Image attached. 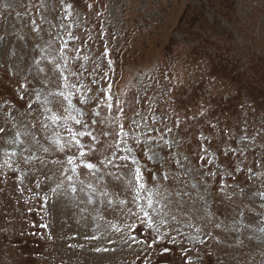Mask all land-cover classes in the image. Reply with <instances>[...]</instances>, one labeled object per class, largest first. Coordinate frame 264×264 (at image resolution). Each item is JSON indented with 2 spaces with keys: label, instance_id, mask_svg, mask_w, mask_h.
Wrapping results in <instances>:
<instances>
[{
  "label": "rangeland",
  "instance_id": "obj_1",
  "mask_svg": "<svg viewBox=\"0 0 264 264\" xmlns=\"http://www.w3.org/2000/svg\"><path fill=\"white\" fill-rule=\"evenodd\" d=\"M67 1L0 0V264H264V0Z\"/></svg>",
  "mask_w": 264,
  "mask_h": 264
},
{
  "label": "snow or ice",
  "instance_id": "obj_2",
  "mask_svg": "<svg viewBox=\"0 0 264 264\" xmlns=\"http://www.w3.org/2000/svg\"><path fill=\"white\" fill-rule=\"evenodd\" d=\"M69 7H71V6L69 5ZM62 95H64V94L62 93ZM64 98L69 99L68 96H65ZM110 99H111V97H109V100ZM69 103H71L70 100H69ZM107 107L111 108L112 107L111 103H107ZM56 119H57L56 117H53V120H56ZM72 119H74L75 123L77 125H80L81 128L84 127L81 120H79L75 117H72ZM68 132L70 134V141L67 142V146L75 145L77 147V151L79 152V156H80V160L83 164V168H85L89 171H95L96 165L94 163L87 162V160H86L87 154L80 150L81 140L79 139V137L91 136V133L87 132V131H80V130L73 131L72 128H68ZM118 135H120V136H127L128 135V133H126L124 131V125L119 126ZM62 147H64V145H62ZM73 155H75V154H73ZM123 159L125 160V162L128 161L127 156H125ZM107 162L112 163L111 160H109ZM68 163L73 165L72 171L75 172L76 171V167H75L76 161L72 157H70L68 160ZM100 163L103 164V163H105V161H101ZM131 163L136 165V167L134 169L129 168V173L131 174V176L133 177V179L135 180L136 185H137V187H136V194H137L136 199L137 200L143 199L146 203L147 208H152L153 207L152 196L154 195V193H152V190L149 189L147 187L146 183L144 182L143 172H142V170L139 166V163H138L135 156L132 157ZM123 166L127 167L128 165H127V163H125ZM141 210L144 212V216L148 217V212L144 209L143 206L141 207ZM148 219H149V227H151V218L148 217ZM133 239H134V237H133ZM97 250L99 251V249H97Z\"/></svg>",
  "mask_w": 264,
  "mask_h": 264
}]
</instances>
